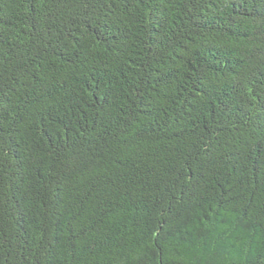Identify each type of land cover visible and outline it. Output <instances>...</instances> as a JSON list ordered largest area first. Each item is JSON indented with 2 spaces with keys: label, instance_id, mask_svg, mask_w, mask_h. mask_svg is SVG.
Listing matches in <instances>:
<instances>
[{
  "label": "trees",
  "instance_id": "obj_1",
  "mask_svg": "<svg viewBox=\"0 0 264 264\" xmlns=\"http://www.w3.org/2000/svg\"><path fill=\"white\" fill-rule=\"evenodd\" d=\"M0 264H264V0H0Z\"/></svg>",
  "mask_w": 264,
  "mask_h": 264
}]
</instances>
